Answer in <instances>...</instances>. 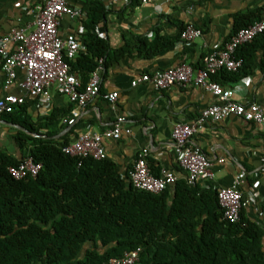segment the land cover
Instances as JSON below:
<instances>
[{"label": "trees", "instance_id": "1", "mask_svg": "<svg viewBox=\"0 0 264 264\" xmlns=\"http://www.w3.org/2000/svg\"><path fill=\"white\" fill-rule=\"evenodd\" d=\"M109 15L103 0H92L81 18L83 47L75 58L65 57L82 89L99 66L128 52L126 46L111 56L104 35ZM263 18L264 4L237 13L233 34ZM144 42L150 55L172 44ZM259 51L264 55V32L237 49L235 56L243 64L230 73L248 75ZM261 62L264 66V56ZM228 72L222 69L211 79L220 84L218 78ZM29 106L16 105L0 118L45 136L61 134L69 126L65 120L71 109L34 120ZM15 131L19 154L0 150V264H108L137 248L141 252L135 264H264L260 231L245 219L243 208L238 223L224 219L216 190L202 192L186 177L160 193L138 189L128 184L130 174H123L108 157L65 153L63 148L74 140L73 130L59 138ZM29 157L42 164L38 175L12 177L8 168Z\"/></svg>", "mask_w": 264, "mask_h": 264}, {"label": "crops", "instance_id": "2", "mask_svg": "<svg viewBox=\"0 0 264 264\" xmlns=\"http://www.w3.org/2000/svg\"><path fill=\"white\" fill-rule=\"evenodd\" d=\"M43 1L0 0V40L13 28L33 31L36 27V7ZM103 1L110 10L104 35L110 43L111 56L126 46L128 52L113 58L103 67L98 96L85 106L80 107L76 103L71 106L74 102L54 84L50 88L49 101L44 97H31L21 85L25 73L20 69L14 82L6 88L7 76L0 57V98L10 93L25 96V103H30L29 113L34 120L55 110L71 109L72 112L77 109L80 114L76 123L62 132L64 135L73 130L72 139L88 131L103 133L113 127L118 117L125 116L124 126L130 132H124L118 140H105L107 157L119 165L121 172L130 174L139 154L147 149V158L157 172L168 170L176 174L177 179L187 178L176 158L173 129L178 124L195 122L203 109L219 102L218 97L194 84L186 87L174 85L160 90L151 82H140L136 86L132 82L143 74L175 67L184 61L201 67L208 53L223 48L234 35L235 15L260 7L264 0ZM70 4L82 9L84 16L73 18L64 15L59 32L63 38L76 36L79 39L85 31L81 18L86 16L92 0H70ZM190 23L198 26L202 35L182 49L179 41L181 28ZM169 40L172 44L155 54H148L144 41L154 44ZM263 56L259 51L252 71L244 77L229 71L218 78L220 84L232 93L234 101L245 104L255 102L264 109ZM112 92L119 94L115 103L105 98ZM4 120L7 119L0 118V150L19 154L14 138L15 129L19 128L6 124ZM192 143L213 161L214 177L199 181L200 191L234 185L237 176L244 174L239 185L246 199L243 215L260 231V248L264 252L263 126L229 115L221 121L206 122L194 135ZM220 159L223 161L220 162ZM127 180L129 184L130 179Z\"/></svg>", "mask_w": 264, "mask_h": 264}, {"label": "built area", "instance_id": "3", "mask_svg": "<svg viewBox=\"0 0 264 264\" xmlns=\"http://www.w3.org/2000/svg\"><path fill=\"white\" fill-rule=\"evenodd\" d=\"M147 3L153 0H140ZM64 15L83 17L80 8L73 7L70 0H44L36 7V27L31 32H24L13 28L0 40V57L2 67L6 73L5 87L14 82L17 71L25 73L21 83L27 95L31 97L51 98L50 88L57 84L61 92L66 94L78 106H85L88 101L101 93L102 66H99L91 75L90 80L81 88V81L72 72L70 64L65 57L75 58L83 45L76 36L63 38L59 32L61 18ZM264 32V18L251 25L239 29L223 48L208 53L203 59L201 67H194L184 61L183 63L152 74H143L132 82L133 86L140 82H151L157 89H165L174 85L186 87L194 84L202 86L218 97L219 102L203 109L199 118L190 124H178L174 127L172 138L175 154L180 167L185 171L191 184L214 177L213 161L204 152L192 143V138L208 121H221L229 115H235L247 121L260 124L264 128V109L258 103L245 104L234 101L232 93L221 84L211 79L213 74L226 69L237 71L243 64V59L235 56L237 49L253 41ZM202 35V30L194 24H188L180 33V47H188L195 39ZM12 46V50L10 47ZM118 92L105 95V98L115 103ZM26 97L16 94H7L0 98V116L14 111L16 105L25 103ZM80 112L72 110L70 118L65 121L72 125L76 123ZM125 116L118 117L112 128L103 133L88 131L79 134L71 143L66 145L64 152L71 156L93 157L95 159L107 158L105 140H118L124 132L130 129L124 126ZM148 150L143 149L130 171V182L133 186L152 193H160L177 180L172 171L163 170L160 176H155L148 164ZM220 162L223 159L219 160ZM42 164L29 157L17 166H10L9 173L15 179L37 176ZM244 174L240 173L234 185L218 187L219 203L223 209L224 219L231 223L241 220L242 208L246 201L242 200L239 189ZM141 248L124 253L122 258H112L108 264H135L139 261Z\"/></svg>", "mask_w": 264, "mask_h": 264}, {"label": "water", "instance_id": "4", "mask_svg": "<svg viewBox=\"0 0 264 264\" xmlns=\"http://www.w3.org/2000/svg\"><path fill=\"white\" fill-rule=\"evenodd\" d=\"M4 122L6 123V124H9V125H11V126H14V127H17V128H19V129H22V130H26L27 132H30L29 130H27L26 128H24L23 126H20V125H18V124H14V123H12V122H10V121H8V120H4ZM31 133V132H30ZM34 136H39V137H45V138H48V137H53V138H59V137H61L63 134L61 133V134H58V135H56V136H45V135H42V134H38V133H32Z\"/></svg>", "mask_w": 264, "mask_h": 264}]
</instances>
